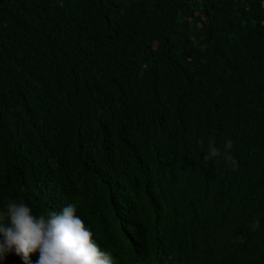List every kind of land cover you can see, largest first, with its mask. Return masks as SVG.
<instances>
[{
    "label": "trees",
    "instance_id": "1",
    "mask_svg": "<svg viewBox=\"0 0 264 264\" xmlns=\"http://www.w3.org/2000/svg\"><path fill=\"white\" fill-rule=\"evenodd\" d=\"M8 200L75 203L116 264H264V0H0Z\"/></svg>",
    "mask_w": 264,
    "mask_h": 264
},
{
    "label": "clouds",
    "instance_id": "2",
    "mask_svg": "<svg viewBox=\"0 0 264 264\" xmlns=\"http://www.w3.org/2000/svg\"><path fill=\"white\" fill-rule=\"evenodd\" d=\"M232 147L229 139L221 152L209 141L203 161L220 158L235 169L238 164L230 154ZM250 227L257 230L260 220L253 217ZM9 254L19 257L23 264H116L112 253L100 247L92 230L77 215L75 203H66L59 213L34 215L23 200H8L0 210V262ZM31 255L37 256L35 263ZM172 258L171 247H166L163 241H154L131 264H168Z\"/></svg>",
    "mask_w": 264,
    "mask_h": 264
}]
</instances>
